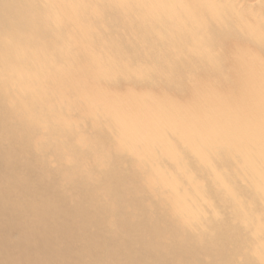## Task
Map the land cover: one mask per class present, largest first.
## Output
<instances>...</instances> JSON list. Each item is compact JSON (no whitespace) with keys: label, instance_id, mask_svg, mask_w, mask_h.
<instances>
[{"label":"bare ground","instance_id":"bare-ground-1","mask_svg":"<svg viewBox=\"0 0 264 264\" xmlns=\"http://www.w3.org/2000/svg\"><path fill=\"white\" fill-rule=\"evenodd\" d=\"M0 264H264V0H0Z\"/></svg>","mask_w":264,"mask_h":264}]
</instances>
